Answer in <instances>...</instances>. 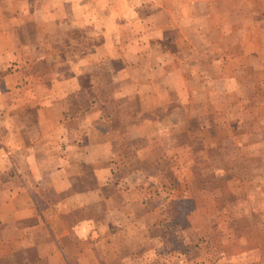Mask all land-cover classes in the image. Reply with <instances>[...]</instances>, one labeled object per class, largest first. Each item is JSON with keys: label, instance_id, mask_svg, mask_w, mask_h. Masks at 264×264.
<instances>
[{"label": "crops", "instance_id": "crops-1", "mask_svg": "<svg viewBox=\"0 0 264 264\" xmlns=\"http://www.w3.org/2000/svg\"><path fill=\"white\" fill-rule=\"evenodd\" d=\"M65 22L89 26L86 39L61 46ZM215 31L237 42L208 46L204 66L195 39ZM262 39L264 0H0V264H145L135 220L156 224L151 214L161 215L171 191L186 197L193 177L152 188L154 177L135 165L163 162L168 153L151 156L148 144L167 134L168 119L188 127L192 96H204L215 74L230 85L226 65L260 58ZM206 97L222 95L212 88ZM132 100L137 110L126 107ZM242 109L232 124L226 112V143L237 126L247 132ZM254 109L263 125L264 101ZM205 112L189 133L216 149L225 124ZM119 133L142 143L129 154L115 144ZM176 151L188 160L181 167L194 165Z\"/></svg>", "mask_w": 264, "mask_h": 264}, {"label": "rangeland", "instance_id": "rangeland-1", "mask_svg": "<svg viewBox=\"0 0 264 264\" xmlns=\"http://www.w3.org/2000/svg\"><path fill=\"white\" fill-rule=\"evenodd\" d=\"M230 7L232 6L229 5ZM67 8L69 9L68 6ZM200 8L203 10L205 6ZM217 9L226 11V5L216 7V12L219 11ZM30 24H27L28 31L31 30ZM231 24L226 21L224 28L236 27ZM72 25L74 23L65 22L61 33H56L61 46L64 41H70L74 45L75 42L86 39L89 26L76 28ZM218 34L215 31L207 38L195 39L200 56L197 58L203 65L210 59L206 57L209 55L208 46L212 50V46L213 49H219L226 44H230V47H233L231 44L236 45L235 39H232V43ZM261 42L264 43V39ZM236 49L238 50L237 47ZM236 49L232 48V51L237 53ZM237 65L246 66L247 69L234 70L233 67ZM258 66L264 68V54L258 59L233 58L224 70L226 75H231V84L224 85L221 76L215 74V83L202 89L205 91L204 96H192L193 102H190L187 111L194 115L195 120L189 122L188 127L183 123L172 126L169 118L165 127L167 134L148 144L151 156L168 153L163 162L150 167L135 165L143 172H146V168L154 177L151 181L152 188L173 187L175 177L184 173L187 174V179L193 177L191 182L189 180L186 197L173 199L171 194L176 190L171 191L167 203L161 209V215L151 214V220H155L156 224L148 229H141V221L135 220L137 245L142 247L147 259L145 264H264V123L259 125V119L255 118L256 115L253 116L255 104L264 101V69H253ZM212 88L222 98L219 102L209 104L206 96ZM189 89L192 88L188 87ZM240 99L243 101H238ZM136 105L137 102L132 100L126 107L137 110ZM242 107L247 132L242 133L243 127L237 126L234 141L226 143V112L227 120L232 124L234 113H238ZM208 109L214 110V114H209L212 122L215 119L225 124L216 135V139L222 141L216 149H204L199 142L201 136H196L194 140L189 133V130L208 119L205 112ZM178 113L181 117L183 110ZM117 136L115 144L120 150L123 144L128 145L125 152L128 151L129 154L133 151L132 147L136 148L142 143L135 140L131 144L120 133ZM208 136L210 137L204 134V138ZM238 143L242 144L241 149L237 148ZM176 150L190 152L189 156L192 158L189 162L194 159V165L181 167L180 163L188 160L186 156L179 159L180 152ZM258 158L261 160L260 170L254 167Z\"/></svg>", "mask_w": 264, "mask_h": 264}]
</instances>
